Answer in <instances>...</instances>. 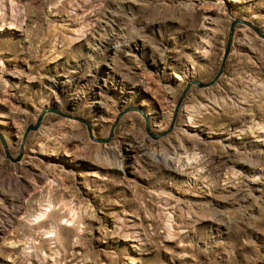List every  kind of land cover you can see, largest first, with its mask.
Returning a JSON list of instances; mask_svg holds the SVG:
<instances>
[{
    "label": "rangeland",
    "instance_id": "374dc122",
    "mask_svg": "<svg viewBox=\"0 0 264 264\" xmlns=\"http://www.w3.org/2000/svg\"><path fill=\"white\" fill-rule=\"evenodd\" d=\"M0 264H264V0H0Z\"/></svg>",
    "mask_w": 264,
    "mask_h": 264
},
{
    "label": "bare ground",
    "instance_id": "6f19581e",
    "mask_svg": "<svg viewBox=\"0 0 264 264\" xmlns=\"http://www.w3.org/2000/svg\"><path fill=\"white\" fill-rule=\"evenodd\" d=\"M194 160V159H193ZM196 160H198L197 158H196ZM196 160H194V161H196ZM199 162V161H198Z\"/></svg>",
    "mask_w": 264,
    "mask_h": 264
}]
</instances>
